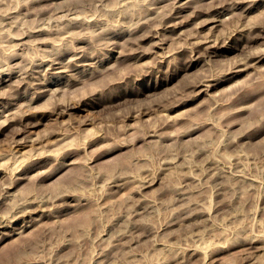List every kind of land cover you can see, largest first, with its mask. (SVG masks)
Masks as SVG:
<instances>
[{
	"label": "rangeland",
	"instance_id": "374dc122",
	"mask_svg": "<svg viewBox=\"0 0 264 264\" xmlns=\"http://www.w3.org/2000/svg\"><path fill=\"white\" fill-rule=\"evenodd\" d=\"M263 24L264 0H0V264H264Z\"/></svg>",
	"mask_w": 264,
	"mask_h": 264
},
{
	"label": "bare ground",
	"instance_id": "6f19581e",
	"mask_svg": "<svg viewBox=\"0 0 264 264\" xmlns=\"http://www.w3.org/2000/svg\"><path fill=\"white\" fill-rule=\"evenodd\" d=\"M192 1H193V0H192ZM200 1H201V0H200ZM154 2H155V0H154ZM194 2H195V1H194ZM156 3H158V2H156ZM174 3H175V2H174ZM154 4H155V3H154ZM183 4H185V3H183ZM180 5H181V4H180ZM216 5H217V4H216ZM181 6H182V5H181ZM189 6H190V5H189ZM199 6H200V5H199ZM201 6H202V5H201ZM177 7H178V6H177ZM179 7H180V6H179ZM182 7H183V6H182ZM185 7H186V5H185ZM194 7H195V6H194ZM194 7H193V8H194ZM214 7H215V6H214ZM152 8H154V7H152ZM152 8H151V9H152ZM196 8H197V7H195V10H196ZM211 8H213V7H211ZM211 8H209V9H211ZM218 8H219V7H218ZM154 9H155V8H154ZM178 9H179V8H178ZM199 9H200V7H199ZM213 9H215V8H213ZM149 10H150V9H149ZM182 10H184V9H182ZM211 10H212V9H211ZM193 11H194V10H193ZM200 11H201V10H200ZM207 11H208V10H207ZM149 12H151V11H149ZM194 12H195V11H194ZM196 12H197V10H196ZM216 13H217V12H216ZM219 13H220V12H219ZM199 14H200V13H199ZM145 16H146V15H145ZM145 16H144V17H145ZM167 16H168V15H167ZM167 16H165V17H167ZM171 17H172V16H171ZM144 20H145V19H144ZM140 21H141V20H140ZM147 21H148V19H147ZM149 22H150V20H149ZM146 23H148V22H146ZM263 25H264V24H263ZM143 26H144V25H143ZM261 27H262V26H261ZM136 28H137V27H136ZM67 29H68V28H67ZM69 29H72V30H73V27H72V28H69ZM69 29H68V30H69ZM140 29H141V28H140ZM263 29H264V28H263ZM38 30H39V29H38ZM38 30H37V31H38ZM40 30H41V29H40ZM43 30H44V29H43ZM35 31H36V30H35ZM64 31H65V30H64ZM95 31H96V30H95ZM33 32H34V31H33ZM33 32H32V33H33ZM38 32H40V31H38ZM100 32H101V31H99L98 33H100ZM136 32H137V31H136ZM68 33L70 34L71 32H68ZM68 33H67V34H68ZM103 33H104V32H103ZM73 34H74V33H73ZM70 35H72V33H71ZM106 35H107V34H106ZM65 37H66V36H65ZM68 37H69V36H68ZM68 37H67V38H68ZM70 37H71V36H70ZM99 37H100V36H99ZM72 38H73V37H72ZM100 39H101V38H100ZM104 39H105V38H104ZM203 40H204V39H203ZM203 40H202V41H203ZM202 41H201V42H202ZM204 42H205V40L203 41V43H204ZM199 43H200V42H199ZM207 43H208V41H207ZM209 43H210V42H209ZM201 44H202V43H201ZM201 44H200V45H201ZM210 44H211V43H210ZM213 44H214V42H213ZM200 45H199V46H200ZM212 46H213V45H212ZM208 47H209V46H208ZM213 47H214V46H213ZM211 48H212V47H211ZM196 52H197V51H196ZM208 52H209V51H208ZM76 53H77V52H76ZM81 53H82V52H81ZM79 54H80V51H79ZM80 55H81V54H80ZM53 59H54V58H53ZM41 61H42V60H41ZM43 61H44V60H43ZM48 61H50V60H48ZM194 61H195V60H194ZM38 63H39V62H38ZM42 63H43V62H42ZM256 63H257V62H256ZM38 67H39V66H38ZM40 67H41V66H40ZM7 68H8V67H7ZM25 71H26V70H25ZM236 71H237V70H236ZM240 71H242V70H240ZM9 72H10V71H9ZM17 72H18V70H17ZM28 72H29V71H28ZM25 73H26V72H25ZM20 74H21V73H20ZM22 74H23V73H22ZM231 74H232V73H231ZM10 75H11V74H10ZM24 76H27V75H24ZM24 76H23V77H24ZM11 77H12V76H11ZM24 78H25V77H24ZM229 78H230V77H229ZM206 81H207V80H206ZM3 82H4V81H3ZM1 83H2V82H1ZM202 84H203V83H202ZM200 85H201V84H200ZM32 166H33V165H32ZM62 166H63V165H62ZM54 173H55V172H54ZM46 176H47V175H46ZM48 178H49V177H48ZM19 180H20V179H19ZM10 182H11V181H10ZM10 182H9V183H10ZM146 182H147V181H146ZM11 183H12V182H11ZM115 183H116V181H115ZM148 183H149V182H148ZM148 183H147V184H148ZM143 184H144V183H143ZM150 184H152V182H151ZM113 185H114V183L112 184V187H113ZM117 185H118V184H117ZM11 186H12V185H11ZM118 186H119V185H118ZM147 186H148V185H147ZM147 186H146V187H147ZM7 187H8V186H7ZM7 187H6V188H7ZM9 187H10V186H9ZM9 187H8V188H9ZM8 188H7V189H8ZM3 189H4V188H3ZM9 189H10V188H9ZM61 192H63V191H61ZM59 193H60V192H59ZM59 193H58V195H62V194H63V193H62V194H59ZM3 194H4V193H3ZM65 195H68V194H67V193L65 194V191H64V195H63V196H65ZM55 197H56V196H55ZM57 197H59V196H57ZM60 197H61V196H60ZM61 198H62V197H61ZM65 198H66V196H65ZM73 198H75V197L73 196ZM34 199H35V198H34ZM67 199H68V198H67ZM55 200H56V199H54L53 201H55ZM40 201H41V200H40ZM43 202H44V201H43ZM27 204H28V203H27ZM30 204H31V202H30ZM41 205H42V204H41ZM27 206H28V205H27ZM39 206H40V205H39ZM40 207H41V206H40ZM35 208H36V207H35ZM138 209H139V208H138ZM19 210H20V209H19ZM30 210H31V209H30ZM34 210H35V209H34ZM25 211H26V210H25ZM42 211H43V210H42ZM17 212H18V211L16 210V215H17ZM26 212H27V211H26ZM26 212H25V213H26ZM29 212H30V211H28L27 215H30V214H31V213H29ZM20 213H21V212H20ZM21 214H22V213H21ZM32 214H33V212H32ZM137 214H138V213H137ZM22 215H23V214H22ZM25 215H26V214H25ZM25 215H24V216H25ZM12 216H13V215H12ZM12 216H11V218H13ZM19 216L22 217L21 215H19ZM17 217H18V216H17ZM24 218H25V217H24ZM1 219H2V217H1ZM18 219H19V218H18ZM30 219H31V218H30ZM13 220H14V219H13ZM16 220H17V219H16ZM2 221H3V220H1V223H2ZM10 221H11V220H10ZM28 221H30V220L28 219ZM7 222H8V221H7ZM1 223H0V224H1ZM13 223H14V222H13ZM6 224H7V223H6ZM29 225H30V224H29ZM31 225H32V222H31ZM4 226H5V225H4ZM10 227H11V226H10ZM23 227H24V226H23ZM29 227H30V226H29ZM3 229H4V228H3ZM15 229H16V227H15ZM25 229H26V228H25ZM9 231H10V230H9ZM22 231H23V230H22ZM1 232H2V231H1ZM1 232H0V233H1ZM5 235H6V234H5ZM8 235H9V234H8Z\"/></svg>",
	"mask_w": 264,
	"mask_h": 264
}]
</instances>
